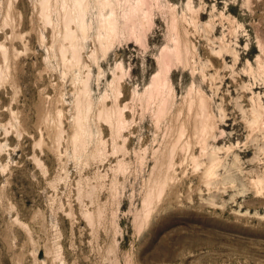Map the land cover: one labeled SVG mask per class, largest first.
Returning a JSON list of instances; mask_svg holds the SVG:
<instances>
[{"label":"rangeland","instance_id":"obj_1","mask_svg":"<svg viewBox=\"0 0 264 264\" xmlns=\"http://www.w3.org/2000/svg\"><path fill=\"white\" fill-rule=\"evenodd\" d=\"M41 1L0 0V264H264V0H148L145 35L124 30L106 53L93 4L79 64L59 0L51 22ZM177 33L187 57L149 90ZM199 91L214 136L168 166ZM119 108V125L100 115Z\"/></svg>","mask_w":264,"mask_h":264},{"label":"bare ground","instance_id":"obj_2","mask_svg":"<svg viewBox=\"0 0 264 264\" xmlns=\"http://www.w3.org/2000/svg\"><path fill=\"white\" fill-rule=\"evenodd\" d=\"M41 2H42V7L46 11L45 13L43 12L45 14L46 19L48 21L52 20L50 17L51 16L50 13H52L50 11L52 9L50 10V8H49L51 6V0H42ZM148 3H149L148 0H59V6H61L63 9V18H64V24H65V30H64L65 38H67L66 40L69 41L68 48L71 49V53H72V59L70 60V62L72 61L73 63H76V64L77 63L79 64L81 62V52H82L81 49H82L83 45L82 46L80 45V41L82 40V38L84 40V38H86L88 36V33L92 27L93 22L92 23L89 22L88 14H89V11L91 9V6L93 8V6H94L93 4L99 5V7L97 9V10H99L98 11L99 16L97 17V18H99L98 19L97 32H98V37H99V41H100V46L104 50V53H106L114 46L113 45L114 40L117 39L120 32L126 30V32L129 33V35H131V34L142 35L144 33L143 30H144L146 24L151 22V19H150L151 16H150ZM57 6H58V4H56V7ZM48 9H49V11H48ZM97 18H95V19H97ZM72 23H74L75 26H71ZM173 28L174 29L178 28V24L176 22L175 16L173 18ZM177 34L178 35L174 39L173 49L168 50L166 48L163 50L162 57H161L160 62H159L160 63V71L154 75L153 83L150 86L149 90H152L156 86H160L162 84H165V81L167 79L165 76V72H166V68H167L166 64L172 59L173 56H175V59H177V58L181 59L183 56L187 57V54L189 52V48L187 47V41L184 40L182 35H180L179 33H177ZM120 35H121V33H120ZM144 35H145V33H144ZM63 51H65V50H63ZM219 51H221V50H219ZM173 60H174V58H173ZM169 64H170V62H169ZM262 67H263V64L261 65V68ZM168 68H169V65H168ZM1 72H2V70L0 69V81L2 80L1 79V76H2ZM87 79H86V82H85L83 90H82V93L84 95H87L89 93V86L87 83ZM157 88H159V87H157ZM157 88H155V89H157ZM191 98H193V97H191ZM193 100H194V102H192V103H194V105L193 104L192 105L194 106V110H195V118H194V122H193L194 124L192 126V130L189 131V133H187V131H186L187 127L185 125H183L184 128H182L183 126L182 127L180 126L181 129L179 128L180 130L179 131L177 130L178 135L176 136L175 140L171 143L169 150L167 152V155H166L168 166L171 165L172 160H173V156L178 151V149L183 150V149L189 148L192 145V141H194V142H196L195 144H200L202 149L205 152V150L207 149L208 144H209V139L212 136H214L215 123L213 121L212 112L210 111L209 106H208V97L204 93L199 91V93L196 95V98ZM82 103L85 104L84 102H82ZM84 106L87 109L92 106L89 98H87L86 104L83 105V107ZM81 107H82V104H81ZM261 108H262V111H257V112L254 111L255 113H254L252 123L264 124V108L263 107H261ZM104 110H101L103 112L100 111V115L103 113L105 120H109L112 122V119H114L118 123V121L121 119V115H120L121 109L120 108H119V110L117 109V112L115 109L114 113L111 112V110H109V109L108 110L106 109L107 111H104ZM79 112H81V111L79 110ZM78 117L79 118H78L77 122L79 121V123H80V126L79 125L78 126L82 129V121H83L82 119L83 118H82L81 114H80V116L78 115ZM123 118H124V115H123ZM118 125H119V123H118ZM84 128H83V131H84ZM119 128H120V126H119ZM78 132H79V130H78ZM185 134L186 135L188 134L187 137H184ZM79 135H80V132H79ZM78 137H80V136H78ZM183 137L186 139H183ZM75 138H77V136H75ZM80 139H82V138H80ZM192 153H193L192 157L194 159H197L195 152L193 151ZM192 153H190V154H192ZM205 154H208V156H209V164L207 165L205 173H206V176L208 178H210V177H213L216 175V169L218 166V162H220V161H219V158L217 157V151H215V150L211 151L210 153H205ZM156 178L157 179H155L153 187L149 190V192L147 194L148 205H151L153 198H159L161 196L163 190H165L164 188L166 186L167 176L164 178H161V177L159 178V175H158V176H156ZM150 211H151V209H148L146 214L144 215L143 218L145 220L149 217ZM141 220H143V219L141 218Z\"/></svg>","mask_w":264,"mask_h":264}]
</instances>
